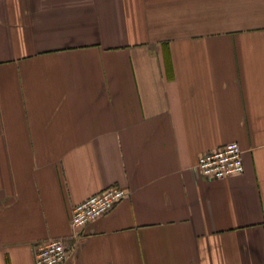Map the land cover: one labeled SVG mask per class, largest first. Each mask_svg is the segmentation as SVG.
<instances>
[{"label":"crops","instance_id":"1","mask_svg":"<svg viewBox=\"0 0 264 264\" xmlns=\"http://www.w3.org/2000/svg\"><path fill=\"white\" fill-rule=\"evenodd\" d=\"M234 141L244 172L202 176ZM52 238L64 264H264V0H0V264Z\"/></svg>","mask_w":264,"mask_h":264},{"label":"built area","instance_id":"2","mask_svg":"<svg viewBox=\"0 0 264 264\" xmlns=\"http://www.w3.org/2000/svg\"><path fill=\"white\" fill-rule=\"evenodd\" d=\"M202 176L210 180L224 179L244 172L243 150L238 142H229L201 154L197 164ZM127 188L108 187L73 206L71 223L74 228H83L89 222L111 212L127 195ZM69 257V248L63 238H52L39 245L36 264H64Z\"/></svg>","mask_w":264,"mask_h":264}]
</instances>
